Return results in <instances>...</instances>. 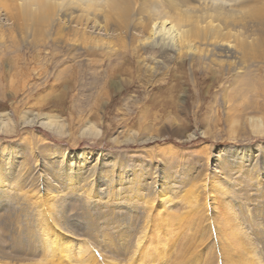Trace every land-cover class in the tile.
<instances>
[{
  "label": "rangeland",
  "instance_id": "1",
  "mask_svg": "<svg viewBox=\"0 0 264 264\" xmlns=\"http://www.w3.org/2000/svg\"><path fill=\"white\" fill-rule=\"evenodd\" d=\"M12 39L0 40V264H264L262 95L251 110L214 66L197 86L185 60L167 98L157 54L140 67L124 47L128 68L98 55L95 68L53 39Z\"/></svg>",
  "mask_w": 264,
  "mask_h": 264
},
{
  "label": "bare ground",
  "instance_id": "2",
  "mask_svg": "<svg viewBox=\"0 0 264 264\" xmlns=\"http://www.w3.org/2000/svg\"><path fill=\"white\" fill-rule=\"evenodd\" d=\"M16 36L39 43L53 39L68 47V56L75 62L82 50L90 57L85 65L90 61L95 68L102 62L97 55L121 56L118 65L123 68L130 62L120 51L124 47L140 67L145 52L157 54L152 56L151 70L158 93L165 88L167 98L186 82L185 60L195 77L204 75L196 77L197 86L213 66L227 68L237 99H251L254 93L264 97V0H0V40ZM76 66L66 78L69 83L78 76ZM92 77L95 80L96 75ZM256 102L248 99L244 104L256 112L260 110ZM40 124L52 127L48 118Z\"/></svg>",
  "mask_w": 264,
  "mask_h": 264
}]
</instances>
